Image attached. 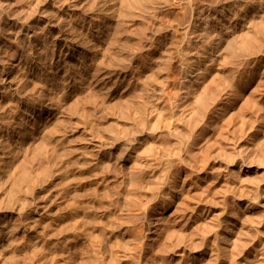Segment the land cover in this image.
I'll list each match as a JSON object with an SVG mask.
<instances>
[{
    "label": "rangeland",
    "instance_id": "rangeland-1",
    "mask_svg": "<svg viewBox=\"0 0 264 264\" xmlns=\"http://www.w3.org/2000/svg\"><path fill=\"white\" fill-rule=\"evenodd\" d=\"M262 140L264 0H0V264H264Z\"/></svg>",
    "mask_w": 264,
    "mask_h": 264
},
{
    "label": "bare ground",
    "instance_id": "bare-ground-1",
    "mask_svg": "<svg viewBox=\"0 0 264 264\" xmlns=\"http://www.w3.org/2000/svg\"><path fill=\"white\" fill-rule=\"evenodd\" d=\"M262 101V100H261ZM263 104V103H262ZM261 104V105H262ZM260 108H262V107H260ZM262 142V144H260L259 146H262L263 144H264V142H263V140L262 141H260V143ZM264 146V145H263ZM263 148V147H262ZM261 148V149H262ZM260 149V150H261ZM263 150V149H262ZM262 150L260 151L261 152V154H262V158H261V160L262 159H264L263 158V155H264V152H262ZM262 161H264V160H262ZM244 162V161H243ZM263 164H264V162H262ZM260 165L262 166V164L260 163ZM264 171V170H263ZM263 176V175H262ZM259 181H261L260 179H259ZM258 181V183L256 184V185H252V187H251V192H252V194L254 193L255 194V197L256 198H258V204H260V205H262V206H264V179L262 180V182H259ZM248 192V191H247ZM168 194V191L167 192H164L163 194H162V196H164V195H167ZM248 197V196H247ZM251 197V196H250ZM253 198V197H252ZM251 198V199H252ZM248 199V198H247ZM161 201H163L162 199H161ZM263 209V208H262ZM89 212H90V214H93V218L92 219H94L95 218V220H93V223L94 224H96L95 225V228H98V231H103L102 233L103 234H99L98 232V235H94V234H96V232H94V234L91 232V231H89L87 228H82V226H80V225H76V226H79L81 229H76L75 228V230H74V232L72 233V235L73 236H75V237H77V238H79V240H81L82 241V243H84L85 242V245L81 248V250H78V252H80V255L79 256H81V263H79V264H105V262H109V261H112V259L111 260H109V258H108V260L107 261H105V258H104V256H105V254H103L102 252H103V250L102 249H104V245H103V235H104V237L106 236V237H108V235L109 234H107V235H105L106 233H105V231H108V230H106V222H104L103 220H104V218H107L108 220V222H109V220L111 221L110 223H108L109 225H110V227L111 226H113L114 228H116L117 227V225H118V223L114 220V215H115V211L114 210H112V209H108L107 211H102V213H100V214H98V213H96V212H94L93 210H89ZM85 216V215H84ZM83 218V217H82ZM79 218L80 220H84V221H88V222H90V224L89 225H91L92 224V221H89V220H91V219H86V218ZM86 219V220H85ZM117 220V219H116ZM122 220H123V218H122ZM106 221V220H105ZM120 221V222H119ZM118 222H119V224H121L123 221H121V220H119ZM74 223V222H73ZM78 223V222H77ZM76 223V224H77ZM83 223L84 222H82V224L81 225H83ZM72 224V223H71ZM87 224V223H86ZM117 224V225H116ZM261 223H259V225H260ZM74 225H75V223H74ZM88 225V226H89ZM262 225V224H261ZM69 226H70V224H69ZM73 226V225H72ZM70 227L71 228V230H72V228L73 227ZM84 226V225H83ZM116 226V227H115ZM86 227V226H85ZM261 227L262 226H252V225H249L247 222H243L242 223V225H241V227H240V229H239V235L238 236H240L239 237V239L238 240H236L235 239V241H237V242H235V244L236 245H239V246H237L238 248L240 247V249H243V250H245V248L248 246V245H250V242H249V244L247 245V242H248V238H250V236L251 235H255V233H256V235L257 234H261ZM70 228H68V230L70 229ZM93 228V227H92ZM74 229V228H73ZM94 229V228H93ZM76 230H78V231H76ZM110 230V229H109ZM112 230V229H111ZM95 231V230H94ZM69 232V231H68ZM112 232V231H111ZM110 232V233H111ZM238 232V231H237ZM70 234H68V236H69ZM252 236V237H253ZM252 237H251V239H252ZM70 238H71V236L70 237H68L67 239L68 240H70ZM74 238V237H73ZM77 238H76V240H77ZM177 238H179V236H177L176 237V239ZM254 239H255V236L253 237ZM103 239V240H102ZM175 239V240H176ZM250 239V240H251ZM254 239H252V240H254ZM106 240V239H105ZM179 239H177L176 241L177 242H179L178 241ZM84 241V242H83ZM255 241V240H254ZM70 242V241H69ZM76 242V241H75ZM80 242V241H79ZM252 242V241H251ZM65 244H66V242H65ZM75 244H77V243H75ZM81 244V243H80ZM235 244H234V246H235ZM252 244V243H251ZM69 245V244H68ZM53 246V245H52ZM63 246V245H62ZM61 246V247H62ZM65 246V245H64ZM70 246V245H69ZM82 246V245H81ZM104 246V247H103ZM253 246V245H252ZM254 246H255V243H254ZM264 246V245H263ZM57 247V246H56ZM55 247V248H56ZM68 247V246H67ZM72 247H74L75 248V246H72ZM85 247V248H84ZM236 247V246H235ZM55 248H54V250H55ZM74 248H72L71 250H73ZM78 248H80V247H78ZM107 248V247H106ZM111 248V247H110ZM255 248V247H254ZM258 248V247H257ZM70 249V248H69ZM68 249V250H69ZM113 249V248H112ZM112 249H110V251L112 250ZM261 249H262V247H261ZM63 250H64V248H63ZM114 250V249H113ZM263 250H264V248H263ZM57 251V250H56ZM60 251H61V249H60ZM75 251V250H74ZM109 251V250H108ZM109 251V252H110ZM257 250H255L254 252H256ZM259 251H260V249H259ZM57 252H59V251H57ZM62 252V251H61ZM60 252V253H61ZM65 252V251H64ZM73 252V251H72ZM107 252V251H106ZM109 252H107L108 254H109ZM113 252V251H112ZM69 253V252H68ZM67 253V254H68ZM107 253H106V255H107ZM55 254V253H54ZM59 254V253H58ZM62 254H64V253H62ZM66 254V255H67ZM70 254V253H69ZM72 254V253H71ZM255 254V253H254ZM61 255V254H60ZM78 256V255H77ZM76 256V257H77ZM78 256V257H79ZM52 257V256H51ZM51 257H50V259H51ZM68 257V256H67ZM53 259H55V258H53ZM53 259H52V261H53ZM69 259V258H68ZM70 259H72V258H70ZM76 259V258H75ZM79 259V258H78ZM46 260V259H45ZM48 260V259H47ZM56 260V259H55ZM54 260V261H55ZM50 261V260H49ZM74 260H72V262H73ZM119 261V260H118ZM117 261V262H118ZM76 262H78V261H76ZM80 262V261H79ZM260 262H262V261H260ZM48 263V262H47ZM46 263V264H47ZM52 262H50V264H51ZM55 263H57V261L55 262ZM67 263H68V261H67ZM110 264H112V262H109ZM114 263L116 264V261L114 260ZM119 263V262H118ZM53 264V263H52ZM69 264V263H68ZM74 264V263H73Z\"/></svg>",
    "mask_w": 264,
    "mask_h": 264
}]
</instances>
